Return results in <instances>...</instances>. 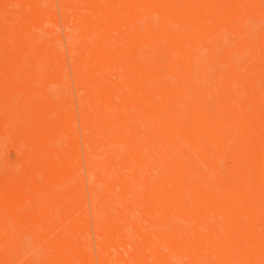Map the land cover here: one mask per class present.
I'll list each match as a JSON object with an SVG mask.
<instances>
[{
    "label": "bare ground",
    "instance_id": "obj_1",
    "mask_svg": "<svg viewBox=\"0 0 264 264\" xmlns=\"http://www.w3.org/2000/svg\"><path fill=\"white\" fill-rule=\"evenodd\" d=\"M263 5L0 0V264H264Z\"/></svg>",
    "mask_w": 264,
    "mask_h": 264
},
{
    "label": "rangeland",
    "instance_id": "obj_2",
    "mask_svg": "<svg viewBox=\"0 0 264 264\" xmlns=\"http://www.w3.org/2000/svg\"><path fill=\"white\" fill-rule=\"evenodd\" d=\"M264 6V5H263ZM252 21H255V20H252ZM73 87V86H72ZM72 87H71V89H72ZM72 92H73V90H72ZM72 94H75L74 92L72 93ZM74 96V95H73ZM76 105V104H75ZM76 108H77V106H75ZM74 107V108H75ZM75 108V109H76ZM76 112V111H75ZM77 113V112H76ZM6 146V147H5ZM9 148H8V147ZM3 147H5L6 149H2V152L4 151V153H2L1 152V149H0V153L2 154V155H4L3 157H4V159L6 158V160H4V161H9V163H15L17 160H18V158H19V152L16 150V151H14L13 149L14 148H12V146H9L8 144H5ZM17 154V155H16ZM1 156V155H0ZM2 156H1V158H3ZM83 173H84V170H83Z\"/></svg>",
    "mask_w": 264,
    "mask_h": 264
}]
</instances>
